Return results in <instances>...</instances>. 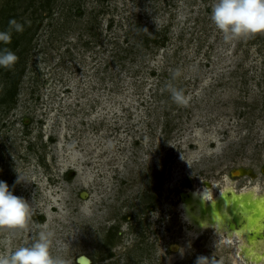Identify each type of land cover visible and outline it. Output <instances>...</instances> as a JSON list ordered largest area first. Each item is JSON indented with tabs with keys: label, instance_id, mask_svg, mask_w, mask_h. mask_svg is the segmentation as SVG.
Wrapping results in <instances>:
<instances>
[{
	"label": "rangeland",
	"instance_id": "1",
	"mask_svg": "<svg viewBox=\"0 0 264 264\" xmlns=\"http://www.w3.org/2000/svg\"><path fill=\"white\" fill-rule=\"evenodd\" d=\"M216 2L0 0V31L24 26L0 44L18 57L0 68V180L31 205L0 256L44 230L66 264L247 263L238 234L182 210L191 189L264 192V33L225 42Z\"/></svg>",
	"mask_w": 264,
	"mask_h": 264
},
{
	"label": "clouds",
	"instance_id": "2",
	"mask_svg": "<svg viewBox=\"0 0 264 264\" xmlns=\"http://www.w3.org/2000/svg\"><path fill=\"white\" fill-rule=\"evenodd\" d=\"M210 18L215 28L223 34L225 42L264 33V0H217L211 9ZM24 26L15 19L9 21V27L0 31V44H9L12 32L21 33ZM18 60L17 55L0 48V68L10 69ZM179 70L173 79L179 77ZM171 100L177 106H186L188 98L183 90L169 86ZM182 159V158H181ZM30 183L27 177L17 173L15 184ZM183 207V206H182ZM31 218V205L22 196L13 194L9 185L0 180V230H23ZM51 233L39 231L34 240L17 248L11 255L0 256V264H66L59 256L50 251ZM195 264H214L207 256H197Z\"/></svg>",
	"mask_w": 264,
	"mask_h": 264
},
{
	"label": "bare ground",
	"instance_id": "3",
	"mask_svg": "<svg viewBox=\"0 0 264 264\" xmlns=\"http://www.w3.org/2000/svg\"><path fill=\"white\" fill-rule=\"evenodd\" d=\"M88 195L85 192L83 198ZM182 206L184 219L197 231L236 233L244 240L241 256L246 264L264 262V252L258 251L259 243H264V192L254 187L236 191L228 185L212 196L209 190L196 188L184 195Z\"/></svg>",
	"mask_w": 264,
	"mask_h": 264
},
{
	"label": "water",
	"instance_id": "4",
	"mask_svg": "<svg viewBox=\"0 0 264 264\" xmlns=\"http://www.w3.org/2000/svg\"><path fill=\"white\" fill-rule=\"evenodd\" d=\"M237 171H240V170H237ZM237 171H235V173H237ZM237 174H238V173H237ZM84 194H85V191L82 192L81 197H84ZM86 194H87V192H86ZM184 195H185V194H184ZM262 245H263V241H261V242L259 243V248H260ZM77 261H78L79 264H92V260H91L88 256H86V255H81V256H79L78 259H77Z\"/></svg>",
	"mask_w": 264,
	"mask_h": 264
}]
</instances>
